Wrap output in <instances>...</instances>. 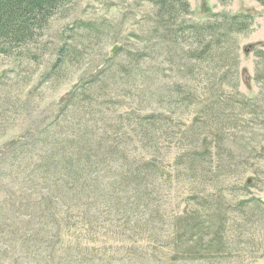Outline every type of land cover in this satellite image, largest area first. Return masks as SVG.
Here are the masks:
<instances>
[{"label": "trees", "instance_id": "16d2710c", "mask_svg": "<svg viewBox=\"0 0 264 264\" xmlns=\"http://www.w3.org/2000/svg\"><path fill=\"white\" fill-rule=\"evenodd\" d=\"M70 1L0 0V55L29 59L27 47ZM143 1L152 13L143 16L147 28L131 32L146 41L129 50L131 62L91 70L39 125L2 135L0 264H111L84 251L83 241L99 236L135 244L124 252L127 264L211 263L235 250L228 233L241 237L264 213L261 198L228 208L205 185L225 170L264 169V100L240 91L238 35L253 17L223 13L199 23L186 19L189 0ZM76 50L59 43L40 80L62 83ZM37 87L18 96L0 89V131L10 115L32 116ZM173 117L179 124L170 128ZM174 130L177 142L166 154L161 139ZM175 183L191 190V206L169 214L157 189Z\"/></svg>", "mask_w": 264, "mask_h": 264}, {"label": "rangeland", "instance_id": "374dc122", "mask_svg": "<svg viewBox=\"0 0 264 264\" xmlns=\"http://www.w3.org/2000/svg\"><path fill=\"white\" fill-rule=\"evenodd\" d=\"M189 3L191 13L186 15V19L193 22H205L212 15L223 13L248 14L253 17L250 29L238 35L241 59L240 91L249 98L260 99L259 104L263 105L264 81L258 83L256 77L260 73L261 78H264V55H259V52L264 54V4L258 0H189ZM148 13H152V7L143 0H71L65 9L59 11L50 21L44 35L36 43L27 47L29 59H23L19 53L11 56L0 55V89L6 86V89H11V94L18 96L38 86L35 90L36 94L30 96L35 98V105H28L33 111L32 116L10 115L7 120V129L0 131V142L2 135L8 138L15 137L29 125H35V127L39 125L41 116L47 119L54 102L67 95L82 76L88 77L91 70L95 72L96 69H107L119 62L121 64L131 62L129 50L134 51L136 48L143 47L142 44H145L143 42H146L144 40L135 42L131 32L142 28L143 16ZM148 26L146 23L143 30ZM62 41L75 46L78 58L64 76L62 83L44 84L40 80L41 76L51 65L55 57V48ZM32 52L34 55H31ZM34 56L38 59L34 60ZM133 61L135 62L134 59ZM99 64L100 67H98ZM128 71L129 68H127ZM36 105L38 108L33 110ZM154 107L149 105L146 111ZM195 113L194 109L189 111L188 118H193ZM164 114L170 116L167 109ZM167 122L170 128H175L174 125L179 124L175 117L167 119ZM256 122H251L247 126L250 128ZM176 132V130L171 132L172 135L165 133L161 139L160 145L166 154L177 142L174 136ZM242 150L236 148L235 151L243 153ZM225 153L228 159L227 151ZM165 160L171 162L168 155ZM221 164L223 166L226 163ZM221 174L215 181L207 180L205 185L213 187L209 189L211 192L216 190L215 197L223 199L226 207L233 208L237 203L249 201L251 198L264 197L263 168L258 175L252 171L241 174L235 169L222 171ZM249 177L252 178V184L257 183L256 186L247 184ZM196 182L199 185L185 180L186 185H202L200 180ZM157 191L160 198L162 196L163 205L167 207L166 211L169 214L182 211L186 205L191 206L188 202L191 190L186 186L175 183L171 187H160ZM249 228L247 227V232H244L241 237L228 233L229 241L234 245L235 250H225L211 257L208 259L211 263L204 261L196 264H264V213L257 211ZM229 231L232 229L230 228ZM98 238L90 243L83 241V244H87L84 245V251L91 252L90 259L103 258L111 264H127L124 252L133 245L132 243L117 240L111 236ZM74 255L80 256L77 251ZM82 259V257L77 258V260Z\"/></svg>", "mask_w": 264, "mask_h": 264}, {"label": "water", "instance_id": "95a60500", "mask_svg": "<svg viewBox=\"0 0 264 264\" xmlns=\"http://www.w3.org/2000/svg\"><path fill=\"white\" fill-rule=\"evenodd\" d=\"M115 50V49H114ZM113 50V51H114ZM247 184L251 185L252 184V178L249 177L248 180H247ZM261 200L264 202V197L261 198Z\"/></svg>", "mask_w": 264, "mask_h": 264}]
</instances>
